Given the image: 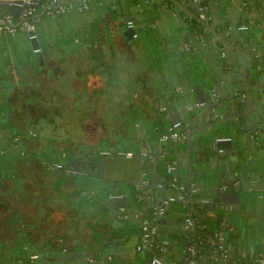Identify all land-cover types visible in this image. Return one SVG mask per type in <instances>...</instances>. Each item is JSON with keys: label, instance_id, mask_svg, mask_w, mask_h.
Wrapping results in <instances>:
<instances>
[{"label": "crops", "instance_id": "1", "mask_svg": "<svg viewBox=\"0 0 264 264\" xmlns=\"http://www.w3.org/2000/svg\"><path fill=\"white\" fill-rule=\"evenodd\" d=\"M225 1L236 4L229 9L232 18L239 24L246 23L251 36L259 34L264 46V21L255 12H248L249 0ZM83 2L89 8H80L81 2L75 0L69 10L58 14L39 6L35 28L44 55L42 61L27 31L0 34V264H28V257L34 253L38 257L30 264H35L36 259L59 264L57 257L64 251L70 264L81 259L77 252L100 255L103 247H109L111 240L125 233L122 223H128L127 230L133 228L126 215H120L118 210L112 213L101 198L129 191L131 201L140 203L134 200L140 196V185L129 182L140 175L141 155L137 152L150 146L149 155L164 153L159 147L161 134L174 124L162 100L167 97L165 89L173 71L182 73L186 69L184 60H188V54L177 51L179 47L170 48L171 39H165L159 28L151 27L154 20L148 23L149 28L139 27L138 35L129 37L117 13H108L105 0ZM179 11L184 15L183 10ZM7 12L0 5V24ZM179 54L176 62L182 57L183 63L174 67L172 58ZM196 62L200 77L195 83L205 88L202 75L214 71L213 63L202 56ZM66 115L67 121L78 120L87 129V121L102 122L106 127L101 136L106 137L107 144L102 148L91 144L81 148L70 139L69 146L64 147V165L72 157L133 153L105 157V172L100 175L91 171L96 168L83 169L77 162L58 171L52 162L23 158L25 149L39 143L31 134L39 132L33 125L41 122L43 128L42 121L48 119L53 130L58 131L59 121ZM221 135L234 137L236 131ZM184 144L181 142V146ZM168 145L173 149L171 140ZM257 181L263 185L254 192L255 201L244 202L239 211H220L228 221L224 216L211 220L209 230L213 235L218 233L220 237L224 231L226 242L221 253L230 259L264 256V176ZM172 204L176 211L188 210L179 201ZM125 210L133 219L140 212L131 214V206ZM170 217L174 220L176 214ZM143 231L141 228L136 235L133 261L127 264H152L153 253L146 250L144 256V250L138 247ZM165 235L163 242L172 247L165 256L169 263L181 264V258L191 256L188 247L185 253L181 251L178 236ZM218 238L214 237L211 248L219 249Z\"/></svg>", "mask_w": 264, "mask_h": 264}, {"label": "water", "instance_id": "2", "mask_svg": "<svg viewBox=\"0 0 264 264\" xmlns=\"http://www.w3.org/2000/svg\"><path fill=\"white\" fill-rule=\"evenodd\" d=\"M105 1L108 13L113 16L117 13L126 36H134L139 27L149 28L148 23L154 20L151 27L159 28L165 39H171L170 48L179 47L177 51L188 54V60H184L186 69L182 73L173 71L165 89L167 97L162 100L163 106L170 111L172 123H178L177 128L184 134L171 139L173 149L168 141L160 142L159 147L164 153L137 152L141 155L140 175L137 180L133 178L129 182L140 185V196L134 197V200H141L140 203L131 201L129 191L106 194L100 200L112 213L118 210L120 215H126L133 228L127 230L128 223H122L125 233L111 240L109 247H103L100 255L77 252L81 259L72 264L132 262L136 248L134 240L145 225L156 228V245L147 250L159 256L163 264H171L165 256L172 247L162 239L167 233L178 236L182 252L185 253L191 245L199 250L189 258H181L186 264H256L255 258L230 259L222 255L220 247L211 248L214 237L218 238L219 234L213 235L209 229L213 218L224 216L220 211H239L244 202L255 201L254 192L263 185L257 181L260 175L264 176V171H260L264 168V46L260 43V35L251 36L248 27L239 28L229 11L236 6L233 1L227 4L222 0L223 6L213 0ZM21 2L1 0L0 5L17 19L27 9V4L21 5ZM249 2L248 12H255L264 21V0ZM179 9L184 15H180ZM129 21H133V25H129ZM31 40L33 48L40 47L38 36ZM223 50L227 51V57H222ZM181 54L172 58V66L183 63L182 57L179 63L176 62V57L180 58ZM199 56L208 59L214 67L213 72L202 75L207 85L205 88L201 83H195L200 75L194 61ZM39 59L44 60L42 52ZM197 102L204 104L197 105ZM227 131H236V136L219 140L218 137L225 136L221 134ZM183 141L185 144L181 146ZM155 149L158 150V145ZM116 155L127 153L102 152L97 158L87 159L72 157L63 167L69 169L77 162L85 167L83 169L96 168L91 171L100 175L105 172L104 158ZM150 172L154 175L149 176ZM164 200L169 203L164 211H160L159 205ZM172 201L184 204L187 212L176 211ZM128 206L133 208L131 214L140 211L136 219L127 214L125 209ZM189 213L194 215L191 223L187 221ZM171 214H176L174 220ZM224 217L228 221V216ZM235 220L237 225V217ZM220 236L224 237V231ZM224 239L218 238L220 242ZM143 253L146 256V250ZM65 256L64 251L59 259L57 257L59 264H70L71 259ZM34 262L50 264L47 259Z\"/></svg>", "mask_w": 264, "mask_h": 264}, {"label": "built area", "instance_id": "3", "mask_svg": "<svg viewBox=\"0 0 264 264\" xmlns=\"http://www.w3.org/2000/svg\"><path fill=\"white\" fill-rule=\"evenodd\" d=\"M1 1V0H0ZM11 3L17 2V0H9ZM27 4V9L25 12H21L17 19L18 22H16L17 19L14 18L13 14L10 12L5 13L4 15V22L0 24V34L3 32H8L10 34H15L18 30H24L27 31L29 34V37L31 39H34L38 36L35 28V24L39 18L38 14V8L39 6L44 7L45 10H48L51 14H58L61 12H66L67 10L72 7V2H67L65 0H22L21 5ZM80 8L87 9L89 8V4L86 2H81L78 4ZM129 25H133V21L128 22ZM248 25L246 23L239 24V28L246 29ZM138 33H135L134 36H137ZM41 47H35V52H41ZM222 55L226 56L227 51L223 50ZM214 93H217V91L214 90ZM204 102H197V105H203ZM164 109H166V106H163ZM179 126L178 123L173 124V126L170 127L168 131H165L161 134L160 140L161 141H168L171 139H177L179 138L184 132L180 131L177 127ZM219 140H229L230 137L228 136H222L218 137ZM150 146L144 148L142 151L144 154H149L150 152ZM222 150V149H221ZM128 154H132V151L127 152ZM58 167H63V163L56 164ZM172 199V198H171ZM175 199V198H173ZM169 203L168 200H164L160 205L159 209L160 211H164L167 204ZM193 219L192 215H188L187 221L190 223ZM156 237V228L151 227L149 225L144 226V231L142 235V241H140L139 248L142 250H147L150 247H153L156 245L155 242ZM220 249H223L224 246L221 243L219 245ZM198 249L195 245H191L189 247V252L191 255H195L197 253ZM226 256V254H224ZM38 254L34 253L31 255V259L37 258ZM152 264H163L162 259L159 256H153L151 260ZM182 264H186V262H183ZM260 264H264V257L260 258Z\"/></svg>", "mask_w": 264, "mask_h": 264}, {"label": "rangeland", "instance_id": "4", "mask_svg": "<svg viewBox=\"0 0 264 264\" xmlns=\"http://www.w3.org/2000/svg\"><path fill=\"white\" fill-rule=\"evenodd\" d=\"M88 118V117H87ZM97 118L100 119V116ZM41 123V122H40ZM35 124L34 129H38L37 132L31 131L35 135V138L39 139V143L37 146H34L33 149H25L23 152V158L33 160H45L48 163L52 162L54 168L60 171L62 167H58L56 164L63 163L67 158L63 154L65 145L69 146V141L74 140L77 142V145H81V148H85L88 145H96L101 148L107 144L106 137L104 136L102 139V133L105 131V127L102 125L103 123L98 120L87 121V128H84L83 122H79L78 120L67 121V115L59 121L61 125L58 131L53 130V123L50 120H43L42 124H44L43 128H41V124ZM73 132V136L68 134V130ZM37 131V130H36ZM109 131V130H108ZM74 135L76 137H74ZM64 158V159H62Z\"/></svg>", "mask_w": 264, "mask_h": 264}, {"label": "flooded vegetation", "instance_id": "5", "mask_svg": "<svg viewBox=\"0 0 264 264\" xmlns=\"http://www.w3.org/2000/svg\"><path fill=\"white\" fill-rule=\"evenodd\" d=\"M220 238H221V236H220ZM224 238V237H223ZM224 242H226L225 240L224 241H222V244H223V246H224ZM140 244V242L138 243V245ZM197 252H199V250L197 251ZM264 257V256H263ZM252 258H255V259H257V262H256V264H260V258L261 257H256V256H254V257H252ZM28 264H30L31 263V261H32V259H31V257L29 256L28 257Z\"/></svg>", "mask_w": 264, "mask_h": 264}, {"label": "trees", "instance_id": "6", "mask_svg": "<svg viewBox=\"0 0 264 264\" xmlns=\"http://www.w3.org/2000/svg\"><path fill=\"white\" fill-rule=\"evenodd\" d=\"M190 215L194 216V215H193V214H191V213H190ZM218 243H219V241H218ZM220 244H221V242H220Z\"/></svg>", "mask_w": 264, "mask_h": 264}]
</instances>
